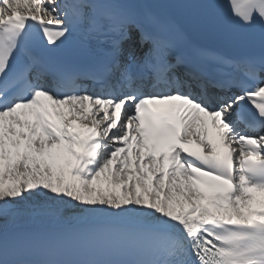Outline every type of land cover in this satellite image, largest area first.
<instances>
[{
  "label": "snow or ice",
  "instance_id": "snow-or-ice-1",
  "mask_svg": "<svg viewBox=\"0 0 264 264\" xmlns=\"http://www.w3.org/2000/svg\"><path fill=\"white\" fill-rule=\"evenodd\" d=\"M198 8L221 34H258L264 47V0ZM104 19L123 33L128 14L0 0V264H264V54L236 62L198 49L243 78L200 69L191 84L160 38L147 72L67 69L58 50ZM65 208L71 227H22Z\"/></svg>",
  "mask_w": 264,
  "mask_h": 264
},
{
  "label": "bare ground",
  "instance_id": "bare-ground-1",
  "mask_svg": "<svg viewBox=\"0 0 264 264\" xmlns=\"http://www.w3.org/2000/svg\"><path fill=\"white\" fill-rule=\"evenodd\" d=\"M43 198H38L37 200L33 201V203L38 205H43L45 202L44 200H41ZM41 201V202H40ZM75 203V202H74ZM76 213L73 209L65 208L63 210V217L60 218L59 221L53 220V219H38L35 222L32 221H22V226L24 225H31V226H37L41 228H49L53 229L54 226H65V227H71L74 225V221L70 219V217L74 216Z\"/></svg>",
  "mask_w": 264,
  "mask_h": 264
},
{
  "label": "rangeland",
  "instance_id": "rangeland-1",
  "mask_svg": "<svg viewBox=\"0 0 264 264\" xmlns=\"http://www.w3.org/2000/svg\"><path fill=\"white\" fill-rule=\"evenodd\" d=\"M41 200H43V199H41ZM41 202V201H40Z\"/></svg>",
  "mask_w": 264,
  "mask_h": 264
}]
</instances>
